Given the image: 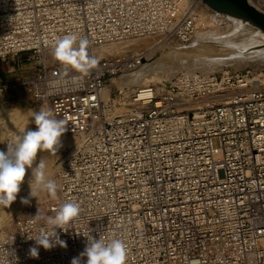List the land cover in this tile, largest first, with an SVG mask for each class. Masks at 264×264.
<instances>
[{
  "label": "built area",
  "instance_id": "1",
  "mask_svg": "<svg viewBox=\"0 0 264 264\" xmlns=\"http://www.w3.org/2000/svg\"><path fill=\"white\" fill-rule=\"evenodd\" d=\"M203 1L0 0V62L29 55L39 67L0 83V96L51 110L67 122L61 138L76 141L57 161L42 219L30 211L0 237V264H71L88 236L122 240L126 264H264V84L251 70L185 72L119 90L114 78L142 59L101 54L135 39L190 43ZM69 34L89 41L87 73L53 56ZM66 202L81 209L56 230L66 247L31 258L30 238Z\"/></svg>",
  "mask_w": 264,
  "mask_h": 264
},
{
  "label": "bare ground",
  "instance_id": "2",
  "mask_svg": "<svg viewBox=\"0 0 264 264\" xmlns=\"http://www.w3.org/2000/svg\"><path fill=\"white\" fill-rule=\"evenodd\" d=\"M203 3L204 5L198 14L196 34L193 40L188 43V45L192 44L194 47L191 50L183 44H167L155 38H146L145 41L140 39L128 40L104 47L102 53L100 52L104 56H126L142 59L140 66L135 70L124 76L114 78L110 87L119 90H131L169 80L182 70L187 73L190 71L197 73L196 71H199L204 75H209L215 71L224 74L226 72H223L222 68L225 66H231L233 69L238 70L246 66L249 67L252 63L262 69L264 66V31L250 21L215 11L204 1ZM248 3L264 14V0H248ZM156 41L159 43H155ZM207 42L215 45L206 48L198 45V43L202 45ZM197 47L200 49L196 50ZM263 77L264 73L259 72L255 75V80L264 84ZM110 90L109 88L107 93ZM16 117L19 119L17 115H14V118ZM25 130L27 128L23 127L19 134L22 135ZM61 145L58 149L60 152L74 147L76 141L73 138H61ZM27 171H30L31 176V170ZM49 175V172L46 173V178ZM22 184L26 186V190L24 194L21 193V196L17 195L18 207L24 205L21 203L22 198L29 199L30 203L36 200V198L30 197L31 189L28 186V180ZM37 198H39V195ZM7 214L10 213L4 215ZM1 223L0 219V225Z\"/></svg>",
  "mask_w": 264,
  "mask_h": 264
},
{
  "label": "clouds",
  "instance_id": "3",
  "mask_svg": "<svg viewBox=\"0 0 264 264\" xmlns=\"http://www.w3.org/2000/svg\"><path fill=\"white\" fill-rule=\"evenodd\" d=\"M78 41V46H77ZM89 41L79 38L74 34L57 38L53 51L54 58L61 64L76 71L87 73L97 61L89 56ZM35 130L27 129L22 135L15 137V141L6 146V150H0V205L10 207L17 199L21 185L25 180L27 170H31L30 197H38L41 191H46L52 198L56 197L57 184L45 177L46 162L44 159L37 160L38 153L49 152L56 154L61 145V137L67 131L66 121L54 118L51 110L41 109L33 113ZM35 183L33 188L32 182ZM21 203L28 205L29 199L22 198ZM80 206L78 203L66 202L55 210V215L46 218V223L51 225L50 231H41L38 235L30 238L35 245L29 249L31 258H39V247L45 250L51 249L54 244L66 247V242L61 241L57 229L64 231L65 225L79 216ZM42 219L39 209L33 217V222ZM83 235V234H82ZM84 236V235H83ZM86 237V236H85ZM29 239V238H28ZM87 245L80 256L72 259L71 264H126L127 249L120 239H111L106 242L104 238L87 237Z\"/></svg>",
  "mask_w": 264,
  "mask_h": 264
},
{
  "label": "rangeland",
  "instance_id": "4",
  "mask_svg": "<svg viewBox=\"0 0 264 264\" xmlns=\"http://www.w3.org/2000/svg\"><path fill=\"white\" fill-rule=\"evenodd\" d=\"M146 39V38H144ZM144 39H140L145 41ZM156 41L155 43H157ZM159 43V42H158ZM157 43V44H158ZM200 47H208V46H214L215 44L206 43V44H199ZM161 46V45H159ZM187 49H193L194 47L192 44H186L184 45ZM201 48V49H202ZM196 50L200 49L199 47L195 48ZM195 51V50H193ZM22 67L23 70H18V68ZM16 69V70H14ZM39 70L38 65L33 61L30 60L29 55H20L18 57H9L4 62H0V83H6L8 81H11L13 78L11 76L16 73L24 72V76H29L32 74L37 73ZM223 72H244L247 70L253 71L255 75H257L259 72L264 73V66L262 69H259L258 66L255 63H252L251 66H246L245 68H239L238 70L233 69L231 66H225L222 68ZM14 71V72H10ZM18 71V72H17ZM195 72V71H190ZM197 73H201L199 71H196ZM185 73V71H179L175 76L178 74ZM222 72L215 71L211 74H220ZM202 74V73H201ZM21 75V74H19ZM204 75V74H203ZM208 75V74H207ZM175 76L171 77L169 80H163V81H170ZM162 81V82H163ZM159 83V82H158ZM33 113L34 111L31 108V103L28 99H26L23 95H17L14 93H8L7 95L0 96V150H6V146L15 141V137L20 135V130L25 127L27 129L35 130V124L33 121ZM22 114V115H21ZM14 115H17L19 119L16 117L14 118ZM21 116V117H20ZM23 116V117H22ZM27 118V119H26ZM27 120V122H26ZM26 122V123H25ZM30 125H28V124ZM28 125V126H27ZM21 128V129H20ZM64 152V151H62ZM62 152L57 151L56 154L49 153L47 151L38 153L37 160L35 163H38L40 159H44L46 164L45 169V177L46 173H50L49 177L46 178L48 180H52L55 172V166L57 164L58 159L62 156ZM48 170V172H47ZM51 170V171H50ZM29 173V175H28ZM53 173V174H52ZM31 179L30 171L26 172L25 180H28V186L30 187L29 181ZM34 182V181H33ZM32 182V187L35 186V183ZM24 183V182H23ZM26 186L23 184L21 185L20 192L18 193V196H21V193L24 194V191ZM41 193V195H40ZM39 193V198H37L33 203H29L28 205H19L18 199H16L10 207H4L0 205V219L2 221L0 225V236L6 234L9 232L12 228L13 221L16 218L22 217L23 215L27 214L30 211H38L41 214L46 213V207L50 200V195L46 191H41ZM41 196V197H40ZM16 205V207H15ZM10 213L7 215H4L6 213ZM2 234V235H1Z\"/></svg>",
  "mask_w": 264,
  "mask_h": 264
},
{
  "label": "water",
  "instance_id": "5",
  "mask_svg": "<svg viewBox=\"0 0 264 264\" xmlns=\"http://www.w3.org/2000/svg\"><path fill=\"white\" fill-rule=\"evenodd\" d=\"M213 10L244 19L264 31V14L249 5L248 0H204Z\"/></svg>",
  "mask_w": 264,
  "mask_h": 264
},
{
  "label": "crops",
  "instance_id": "6",
  "mask_svg": "<svg viewBox=\"0 0 264 264\" xmlns=\"http://www.w3.org/2000/svg\"><path fill=\"white\" fill-rule=\"evenodd\" d=\"M14 70H16V69H14ZM18 70H23V71H24V69H23L22 67L18 68ZM23 71L20 72V73L13 74V75L11 76V78H13L11 81H14V80L18 79L19 77L24 76V72H23ZM10 72H14V71H10ZM17 72H18V71H17ZM19 74H21V75H19Z\"/></svg>",
  "mask_w": 264,
  "mask_h": 264
}]
</instances>
